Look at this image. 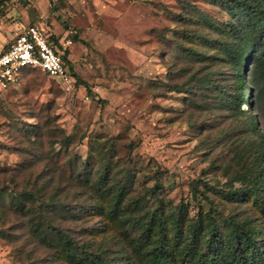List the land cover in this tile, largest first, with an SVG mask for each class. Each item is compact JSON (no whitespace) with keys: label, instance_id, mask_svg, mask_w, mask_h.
Returning <instances> with one entry per match:
<instances>
[{"label":"rangeland","instance_id":"374dc122","mask_svg":"<svg viewBox=\"0 0 264 264\" xmlns=\"http://www.w3.org/2000/svg\"><path fill=\"white\" fill-rule=\"evenodd\" d=\"M244 16L225 0L5 2L0 40L13 37L16 25L37 22L49 34L71 39L67 50L78 82L65 90L34 68L0 91V186L14 178L10 188H24L41 166H26L32 163L58 164L50 169L56 172V183L69 184L71 158L88 160L92 169L83 171L80 207L66 211L67 218L55 220L59 211L50 218L78 244L89 242L95 256L102 250L108 253L113 264H144L151 241L139 246L141 229L132 224L138 208L142 218L147 212L167 214L175 205L195 216L199 206L191 195L193 181L222 214L234 210L255 214L247 198L253 183L260 182L264 192L262 83L245 82L241 87L232 66L219 59L216 83L223 86L227 102L208 98L201 109L189 107L186 93L168 87L171 75L190 62L189 50L218 52L233 30L244 26ZM263 40L259 36L255 44ZM250 65L248 60L245 80ZM241 94L246 100L241 108L252 117L237 107ZM56 127L69 136L66 148ZM103 163L112 165L107 186L126 190L116 215L111 207L114 195L95 190L85 179L88 175L92 182L96 167ZM204 182L222 190L230 184L246 185V191L233 203L206 190ZM8 197L4 192L0 200V264H73L39 240L31 241ZM201 207L208 208L206 199Z\"/></svg>","mask_w":264,"mask_h":264},{"label":"trees","instance_id":"16d2710c","mask_svg":"<svg viewBox=\"0 0 264 264\" xmlns=\"http://www.w3.org/2000/svg\"><path fill=\"white\" fill-rule=\"evenodd\" d=\"M7 1L9 0H0V16L3 14L4 3ZM225 2L234 5L235 10L245 13L244 26L234 29L231 38L222 42L218 52L189 50L190 62L183 63L174 75H171L169 91L186 93L189 107L201 109L206 106L205 101L208 98L215 100L221 97L227 102L222 93L223 86L216 83L218 72L214 69L219 59L232 66L236 81L241 87L245 85V82L251 85L261 82L259 94L264 95V40L258 45L255 44L259 36L264 37V0H225ZM58 39L52 34L48 36V42L56 52L62 49ZM208 41L207 38L203 43L206 44ZM255 45L256 49L253 50ZM67 55L68 50L64 49L61 57L74 76ZM248 60L251 64L249 79L245 80L243 70ZM34 68L26 67L23 72ZM77 82L76 80L75 84ZM219 92L223 95H219ZM248 97L252 98L251 91ZM199 100H202V105L197 104ZM245 101L244 96L239 95L237 107L240 112H245L248 117H252L251 112L241 108V104ZM213 103L215 106L216 103ZM249 105H253L251 100ZM54 130L61 135L59 142L66 148L69 145V136L63 134V129L60 127ZM260 135L264 139V133ZM37 156L41 158L40 155L37 154ZM39 161L41 160L38 159L37 163ZM38 165H41V169L34 173V180L27 183L24 188H10V184L15 182L14 178L8 185L0 186V200L4 192L9 196L8 202L13 212L23 218L31 241L39 240L41 246L53 249L58 258L63 257L69 263L113 264L108 259V253L102 250L95 256L89 242L78 244L68 230L61 228L55 222L56 218H67L66 211L73 213L75 205H79L78 196L83 192V171L86 168L89 171L92 169L88 160H83L78 155L71 158L68 168L69 184L56 183L54 179L56 172L51 170L58 168V164L56 167L52 166L53 168L47 164L35 163L26 166ZM111 166L109 163L98 164L95 169L96 178L90 182V177L85 175V179L95 190H104L109 195H114L115 199L111 207L112 213L116 215L125 198L126 190L124 186H107L111 178ZM63 175L62 172L61 176ZM235 179L237 178L233 180ZM202 185L206 190L231 198L230 202L233 203L237 199H243V192L246 191V185L233 188L230 184L225 190L217 189L206 182ZM191 192L199 206L193 217H190L181 205H175L169 213L164 215L147 212L143 218L140 215L141 208H138L139 212L132 219V224L141 229L139 246L142 247L143 241H146L148 245L151 241L146 256L142 257L144 264H264V192L260 191V182L253 183L249 189L250 196L247 199L252 201L251 205L254 210H257L255 214L250 215L240 214V210L222 214L214 202L199 190L197 181L192 182ZM239 192L241 193L238 194ZM197 197L200 199H196ZM204 199L208 202V208L205 211L201 207ZM132 205L136 203L133 202ZM3 210L6 211L4 208ZM58 211L60 214L58 216L55 214V220H51L50 215ZM72 217L70 216V219ZM100 257L104 259L101 260Z\"/></svg>","mask_w":264,"mask_h":264},{"label":"built area","instance_id":"2783aa9c","mask_svg":"<svg viewBox=\"0 0 264 264\" xmlns=\"http://www.w3.org/2000/svg\"><path fill=\"white\" fill-rule=\"evenodd\" d=\"M41 23H31L18 32L7 48L0 52V91L15 83L26 67H35L55 79L62 88L71 90L76 82L59 52L48 42ZM71 39L65 45L71 44Z\"/></svg>","mask_w":264,"mask_h":264},{"label":"crops","instance_id":"0c3cea01","mask_svg":"<svg viewBox=\"0 0 264 264\" xmlns=\"http://www.w3.org/2000/svg\"><path fill=\"white\" fill-rule=\"evenodd\" d=\"M38 23V22H37ZM28 25V24H27ZM26 25H24V24H20V25H16V32H15V35L18 33V32H20L24 27H25ZM15 35L13 36V37H11V38H5L4 37V39L3 40H0V52L2 51V50H4L5 48H7L8 47V45L12 42V39L15 37ZM68 38H65V37H63L62 39H58L59 40V43H60V45H61V47L62 48H64V49H67V47H69L71 44H72V42H71V44H69V45H65V41L67 40ZM72 41V40H71ZM68 56V58H69V55H67ZM24 71V70H23ZM22 71V73L20 74V76H19V78H21V76L24 74V72ZM18 78V79H19ZM14 84V83H13Z\"/></svg>","mask_w":264,"mask_h":264}]
</instances>
